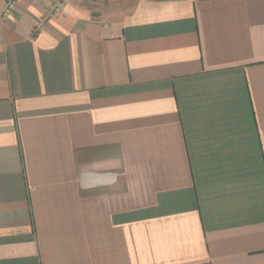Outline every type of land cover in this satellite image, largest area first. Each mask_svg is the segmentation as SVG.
Masks as SVG:
<instances>
[{
	"label": "crops",
	"instance_id": "obj_1",
	"mask_svg": "<svg viewBox=\"0 0 264 264\" xmlns=\"http://www.w3.org/2000/svg\"><path fill=\"white\" fill-rule=\"evenodd\" d=\"M55 2L0 18V264H264V0Z\"/></svg>",
	"mask_w": 264,
	"mask_h": 264
},
{
	"label": "built area",
	"instance_id": "obj_2",
	"mask_svg": "<svg viewBox=\"0 0 264 264\" xmlns=\"http://www.w3.org/2000/svg\"><path fill=\"white\" fill-rule=\"evenodd\" d=\"M17 0H4V5L2 11L0 13V18L5 19L7 18L15 9ZM60 0H56L53 7H51V11H56L59 8Z\"/></svg>",
	"mask_w": 264,
	"mask_h": 264
}]
</instances>
